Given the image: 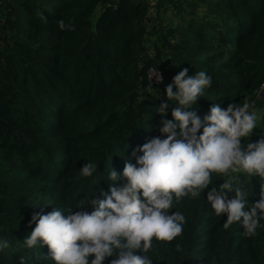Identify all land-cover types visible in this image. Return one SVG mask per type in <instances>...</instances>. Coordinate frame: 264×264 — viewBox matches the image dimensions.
<instances>
[{
  "label": "trees",
  "instance_id": "1",
  "mask_svg": "<svg viewBox=\"0 0 264 264\" xmlns=\"http://www.w3.org/2000/svg\"><path fill=\"white\" fill-rule=\"evenodd\" d=\"M151 5L146 0H0V239L10 244L0 253V264H52L45 258L46 245H23L36 226H29L32 215L72 206L63 213L67 216L80 211L76 204L86 197L103 199L109 168L122 174L127 162L136 164L143 154L140 147L161 136L162 118L155 109L167 103L166 118L173 119L179 105L168 100L166 86L182 69L189 76L203 70L213 79L194 106L201 118L214 105L226 109L246 100L255 101L264 116V0H156ZM171 5L179 25H159L162 8L165 13ZM151 67L163 80L156 84V96L144 98L138 89L150 82ZM262 138L264 119L247 142ZM87 162L98 164L97 175H80ZM241 179L251 194L248 205L254 204L259 178ZM222 183L223 178H214L209 188ZM207 191L169 210L182 212L186 223L176 240L153 241L154 264H264V229L252 238L242 234L239 222L225 229L227 217H217L207 206ZM84 210L93 209L89 204ZM177 243L181 253L175 251Z\"/></svg>",
  "mask_w": 264,
  "mask_h": 264
},
{
  "label": "clouds",
  "instance_id": "2",
  "mask_svg": "<svg viewBox=\"0 0 264 264\" xmlns=\"http://www.w3.org/2000/svg\"><path fill=\"white\" fill-rule=\"evenodd\" d=\"M58 25L65 28L62 20ZM152 75L160 82L156 68L149 79ZM212 84L205 71L189 76L188 69H182L166 86L168 100L179 105L171 112L173 119L166 118L167 103L155 109L162 118L159 132L166 138L155 137L140 147L143 154L136 164L127 162L122 174L109 168V190L100 193L103 199L86 197L76 204L80 211L67 216L63 213L71 212L72 206L34 213L29 226H36L23 245L28 249L46 245L45 258L52 264H104L114 255L109 264H154L149 255L153 241L176 240L186 223L182 212L169 210L185 197H200L206 189L207 206L217 217H227L225 229L239 222L245 237L256 236L258 229H264V138L254 143L247 138L264 116L255 101L246 100L226 109L214 105L201 118L194 106ZM97 165L85 163L80 175H97ZM242 177L259 178L260 198L254 204L248 205L251 194ZM214 178H223V183L209 188ZM118 181L120 186H115ZM89 204L91 212L84 210ZM9 247L7 239H0V253ZM175 251L181 253L182 245L177 243Z\"/></svg>",
  "mask_w": 264,
  "mask_h": 264
},
{
  "label": "rangeland",
  "instance_id": "3",
  "mask_svg": "<svg viewBox=\"0 0 264 264\" xmlns=\"http://www.w3.org/2000/svg\"><path fill=\"white\" fill-rule=\"evenodd\" d=\"M99 8L96 10V12L94 13V18H96L97 17V15H98V13H99ZM150 11H151V14H153L154 13V11H153V8L152 9H150ZM161 12H162V16H163V19H164V21L161 23V21L159 20L158 21V24L159 25H164V27H166V25H165V23H168L169 25H170V27H173V25L175 26V27H177V25H179V21H180V19L177 17V13H176V9L171 5V7H170V9H167V11L164 13V8H162V10H161ZM154 15V14H153ZM164 23V24H163ZM174 29H176V28H174ZM154 37H153V42L152 43H155L156 42V31H154ZM149 50H150V53L151 54H154V53H156V50L155 49H153V48H150L149 47ZM150 70V69H149ZM150 72H151V70H150ZM149 74L150 73H148V78H149ZM149 81L150 82H148V84H147V88L146 87H143L142 86V88H139L138 89V93H139V96H143L144 98H149V97H151V96H153L154 97V95L156 96V94H155V92H157V87L158 86H156V84L158 83L157 82V79H156V77H154L153 75H152V77H151V79H149ZM139 104V103H138ZM141 105V104H140Z\"/></svg>",
  "mask_w": 264,
  "mask_h": 264
},
{
  "label": "built area",
  "instance_id": "4",
  "mask_svg": "<svg viewBox=\"0 0 264 264\" xmlns=\"http://www.w3.org/2000/svg\"><path fill=\"white\" fill-rule=\"evenodd\" d=\"M146 1H148L150 4H152L151 6L155 5V3H156V0H146ZM154 69H155L154 67L150 68L151 71L154 70ZM150 70H149V73H150ZM156 72L161 77V80H160V82H161L163 80L162 72L159 69H157V68H156ZM153 76L156 77L155 75H153ZM160 82H158V83H160Z\"/></svg>",
  "mask_w": 264,
  "mask_h": 264
},
{
  "label": "water",
  "instance_id": "5",
  "mask_svg": "<svg viewBox=\"0 0 264 264\" xmlns=\"http://www.w3.org/2000/svg\"><path fill=\"white\" fill-rule=\"evenodd\" d=\"M260 96H261L262 98H264V92H263V91L260 93Z\"/></svg>",
  "mask_w": 264,
  "mask_h": 264
}]
</instances>
